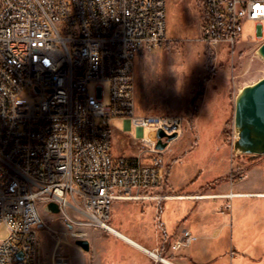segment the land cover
I'll use <instances>...</instances> for the list:
<instances>
[{
    "label": "built area",
    "instance_id": "1",
    "mask_svg": "<svg viewBox=\"0 0 264 264\" xmlns=\"http://www.w3.org/2000/svg\"><path fill=\"white\" fill-rule=\"evenodd\" d=\"M200 3L201 33H240L243 21L263 33L264 0ZM165 18V0H0V32L165 33ZM145 51L0 48V226L8 231L0 264H38L39 211L48 203L106 230L114 202L161 198L150 194L165 181L155 135L178 137L182 119L135 113L134 60ZM91 82L107 84V105L100 85L89 94ZM28 88L39 99L22 103ZM110 118L140 131L134 157L113 159ZM194 240L186 231L171 249Z\"/></svg>",
    "mask_w": 264,
    "mask_h": 264
},
{
    "label": "rangeland",
    "instance_id": "2",
    "mask_svg": "<svg viewBox=\"0 0 264 264\" xmlns=\"http://www.w3.org/2000/svg\"><path fill=\"white\" fill-rule=\"evenodd\" d=\"M165 4L164 40L134 60L135 113L175 115L182 119L181 134L163 150V161L171 167L173 178L191 170L204 175L206 170L219 167L223 156V163L229 166L222 168H230L233 174L258 167L257 178L262 184L256 187L264 190V155L248 156L232 151L235 98L244 86L264 76V61L256 53L264 42V23L263 33H257L253 22L243 21L232 51L226 44L214 49L200 40V0H165ZM256 36L258 38L253 39ZM97 85L101 87L103 105H107V84L91 82L88 92L97 94ZM38 99L31 88L20 95L22 103L30 104ZM108 123L112 155L137 153L140 139L135 127L126 129L121 118H110ZM148 136L149 131L144 130L143 138ZM208 180L202 176L198 183ZM132 203L138 202L113 204L108 225L136 238L142 229L153 228V219L147 216L144 220L135 213L138 206ZM39 216L38 264H55L58 258H63L67 264H129L126 249L108 231L89 224L82 212L65 208L51 214L43 206ZM7 236L8 231L1 225L0 243ZM79 239L88 241L87 252L75 245Z\"/></svg>",
    "mask_w": 264,
    "mask_h": 264
},
{
    "label": "crops",
    "instance_id": "3",
    "mask_svg": "<svg viewBox=\"0 0 264 264\" xmlns=\"http://www.w3.org/2000/svg\"><path fill=\"white\" fill-rule=\"evenodd\" d=\"M123 123L130 128L128 122ZM136 154L114 156L111 152L114 160ZM220 160L219 167L206 170L204 175L191 170L174 178L171 167L164 162V184L150 193L160 199L113 203L138 202L132 203L138 206L135 213L144 220L147 216L153 219V228L147 226L136 238L110 226L145 250L109 232L126 249L129 264H264V190L256 187L262 184L257 178L258 167L233 174L230 168H222L227 164L223 156ZM202 176L209 180L200 184ZM186 231L195 240L185 248L172 250L171 245Z\"/></svg>",
    "mask_w": 264,
    "mask_h": 264
},
{
    "label": "bare ground",
    "instance_id": "4",
    "mask_svg": "<svg viewBox=\"0 0 264 264\" xmlns=\"http://www.w3.org/2000/svg\"><path fill=\"white\" fill-rule=\"evenodd\" d=\"M240 33H201L200 40L210 48L230 45ZM260 36V35H258ZM258 36L253 39H257ZM165 38L163 32H76V33H18L0 32V48L53 50H148ZM106 231L140 248L126 236L106 225ZM143 250V249H142ZM145 251V250H143ZM149 255L157 257L151 252Z\"/></svg>",
    "mask_w": 264,
    "mask_h": 264
},
{
    "label": "water",
    "instance_id": "5",
    "mask_svg": "<svg viewBox=\"0 0 264 264\" xmlns=\"http://www.w3.org/2000/svg\"><path fill=\"white\" fill-rule=\"evenodd\" d=\"M256 53L264 61V42L257 48ZM155 137L156 149L163 151L177 135H165L158 130ZM232 151L248 156L264 155V76L255 83L244 86L235 98ZM44 210L51 214L60 212L58 205L53 202L46 204ZM75 245L84 252L89 250L86 240H76Z\"/></svg>",
    "mask_w": 264,
    "mask_h": 264
}]
</instances>
